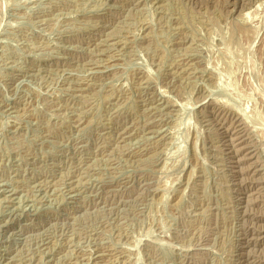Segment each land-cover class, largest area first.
I'll use <instances>...</instances> for the list:
<instances>
[{"label":"rangeland","instance_id":"374dc122","mask_svg":"<svg viewBox=\"0 0 264 264\" xmlns=\"http://www.w3.org/2000/svg\"><path fill=\"white\" fill-rule=\"evenodd\" d=\"M0 264H264V0H0Z\"/></svg>","mask_w":264,"mask_h":264}]
</instances>
